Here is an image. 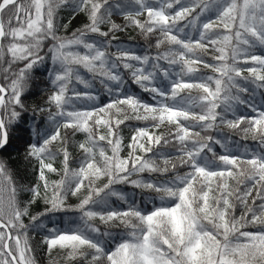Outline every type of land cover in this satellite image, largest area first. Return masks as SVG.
<instances>
[{"label":"snow or ice","instance_id":"1","mask_svg":"<svg viewBox=\"0 0 264 264\" xmlns=\"http://www.w3.org/2000/svg\"><path fill=\"white\" fill-rule=\"evenodd\" d=\"M62 6L87 14L71 36L58 35L67 28L57 22ZM114 14L126 23H115ZM128 26L155 38L154 56L118 42L116 31ZM46 58L53 89L46 106L34 111L47 113L48 127L33 128L40 140L28 151L39 165L38 183L18 189L0 160V264H36L29 229H44L41 217L58 212L78 215L68 227L47 229L43 242L49 254L58 247L81 264H264V93L259 111L254 102L264 89V0H0V150L7 151L9 127L25 110L21 97L31 70ZM81 68L99 79L110 103L97 106L99 94L89 90ZM128 74L153 103L126 89ZM242 106L257 114H243ZM132 119L174 129L176 160L163 151L172 141L148 127L136 128L125 145L120 127ZM223 127L258 141L259 151L244 145L241 152ZM61 129L85 134L78 167L69 166L70 137ZM57 141L61 148L53 151ZM45 170L60 178L49 182ZM145 172L170 178L145 181L139 178ZM41 183L45 210L31 215ZM119 184L153 192L160 203L145 210L132 201L119 210L110 203L126 201ZM25 190L31 198L22 201L18 191ZM69 195L79 203L67 207ZM121 226L125 231L114 234Z\"/></svg>","mask_w":264,"mask_h":264},{"label":"trees","instance_id":"2","mask_svg":"<svg viewBox=\"0 0 264 264\" xmlns=\"http://www.w3.org/2000/svg\"><path fill=\"white\" fill-rule=\"evenodd\" d=\"M208 16H212L211 13L207 14ZM214 19V16H212ZM139 19L143 22L146 19V14L144 16L139 17ZM112 20L120 25H124L126 22L122 15L114 14L112 16ZM57 22L59 25H67V28L61 27L58 35L61 36H71L73 32L77 29H80L87 22V14L85 12L73 11L71 7L62 6L57 12ZM15 23V22H14ZM110 25L105 24L102 25L101 28L103 31H107ZM115 35L118 38V42H120L123 46L130 48L133 52L138 55H152L154 56L157 52L155 49V38L145 39V37L141 34L140 30L133 27L128 26L122 31H116ZM47 44V42H46ZM115 49L113 48L112 51ZM46 51V48H45ZM218 54V53H217ZM257 54H261L260 50H257ZM210 57H206L208 59ZM164 63V62H162ZM253 66L252 64L245 65V67ZM201 72L206 74H212L210 69H204L202 65L199 66ZM52 68V63L50 58H46L43 64H38L31 70V79L29 80L28 86L25 89L21 99L25 105V110L21 112V118L13 123L9 127V137L13 140L18 141L22 144L20 149L2 152L0 151V160L4 161L7 167L8 172L11 174L14 184L18 189L21 188H29L38 183V172L39 165L34 157L28 155L29 144L35 143L40 140L39 135H35L33 133V128L36 129L37 133L43 132L47 129L48 125L47 121V113L34 111L39 107H45L48 96L51 94L53 86L51 85L48 72ZM123 72V69H121ZM81 75H83L86 79H88L92 83V87L89 89L94 95L99 94V100L96 102L97 106H103L104 104L110 103L111 97L109 94L104 92L99 83V79L95 81L92 80V75L88 73L84 69H80ZM244 75H248L247 72ZM126 80V89L139 97L141 100L147 103H153L152 97L149 93L144 92L138 85L132 82V78L130 74L125 75ZM78 90H84L83 85H73ZM248 87H253V85L249 84ZM261 93H264V89H260L257 91L255 96V104L257 106V111L260 110L261 107ZM188 93H182V95H187ZM192 95H197L196 91L191 93ZM247 95V94H245ZM240 111L248 116H255L257 113L253 112L251 108L241 107ZM152 121H137L135 119L126 121L124 125H121L119 135L123 138V142L126 145L131 136L134 134V130L138 127H148L149 131L160 135L163 134L165 137L169 138L172 142L166 146L163 150L166 155L171 156V158L175 161L177 158V149L179 147V142L174 138L169 136V132L174 131L170 126L165 123L160 126V128H154L151 126ZM225 135L229 136L232 140L238 142L241 145L240 151H243V146L247 145L249 149L259 151V142L252 140L250 137L248 139L243 138V134L241 132H233L232 130L223 127L220 129ZM212 135H216V133H209ZM61 135H67L70 137V141L68 144V150L70 152V168L78 167V158L81 156V150L78 148V144L85 139V134L82 132H77L73 134L71 130L61 129ZM143 142V141H141ZM53 151H58L61 148V144L59 141L54 142L51 146ZM218 154H222L223 150L220 149L219 145H214ZM128 149L126 147L123 148L121 155L126 156ZM109 154H111L109 152ZM149 156L151 153L148 154ZM210 155V154H209ZM62 154L57 156L56 160L53 162L54 167L60 169L62 167ZM185 168H180L178 171L183 172ZM45 174L49 180V182L53 180H58L60 178L59 175L55 173H48L45 170ZM133 179L137 177H132ZM145 181H163L165 179H169V176H165L159 173H149L145 172L141 174L139 177ZM230 183H233L230 181ZM100 186H102V182H98ZM116 190L122 193L126 197V201H121L116 197H112L110 203L112 206L119 210H126L128 204L132 201L140 206L141 208L147 210L153 207V204H159L160 201L158 199H153L156 194L150 192L146 189L136 188L131 184H119L115 186ZM43 185L41 183V198L37 200L30 208L31 215H37L40 212L45 210V204L43 202ZM84 193L82 192L80 196L82 197ZM255 195V193H253ZM18 198L22 201H27L31 198V194L25 191H18ZM79 203L78 197H72L69 195L65 201V205L67 207H73ZM259 203V201H257ZM249 204H251V198L249 199ZM242 209L238 206L236 215L239 216L241 214ZM76 213L73 212H58L54 214H48L46 217H41V220L46 225L44 229H29V243L33 248L32 255L35 257L36 264H81L79 258L76 260L67 259L66 250H62L60 248H53L51 253L47 249L46 244H44V236L47 234V229L52 227H60L65 228L68 227L67 220L69 218L74 219L76 217ZM24 222L26 224L29 223V218L25 217ZM95 223H100L98 220ZM102 228L107 227L106 225L100 224ZM125 230L123 226L119 228H114V234L119 232L123 233Z\"/></svg>","mask_w":264,"mask_h":264},{"label":"rangeland","instance_id":"3","mask_svg":"<svg viewBox=\"0 0 264 264\" xmlns=\"http://www.w3.org/2000/svg\"><path fill=\"white\" fill-rule=\"evenodd\" d=\"M10 138V137H9ZM10 146L11 147H15V148H17V149H20L21 148V146H22V144H20L18 141H16V140H13V139H11L10 138ZM8 148H9V146H8ZM3 152V151H2Z\"/></svg>","mask_w":264,"mask_h":264},{"label":"water","instance_id":"4","mask_svg":"<svg viewBox=\"0 0 264 264\" xmlns=\"http://www.w3.org/2000/svg\"><path fill=\"white\" fill-rule=\"evenodd\" d=\"M16 149H17V148H15V147H11V146H9V148H7V151H3V150H0V151L8 152V151L16 150Z\"/></svg>","mask_w":264,"mask_h":264}]
</instances>
